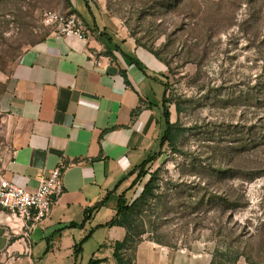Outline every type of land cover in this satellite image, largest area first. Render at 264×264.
<instances>
[{
    "label": "rangeland",
    "instance_id": "rangeland-1",
    "mask_svg": "<svg viewBox=\"0 0 264 264\" xmlns=\"http://www.w3.org/2000/svg\"><path fill=\"white\" fill-rule=\"evenodd\" d=\"M95 1L168 64L171 119L183 130L177 148H160L154 169L169 207L182 206L158 221V234L209 261L216 248L235 247L242 253L237 264H264V0ZM70 6L71 0H0V166L10 146L1 110L8 76L21 55L53 31L46 13ZM202 197L190 214L185 205ZM235 199L242 206L232 212ZM2 210L0 229L7 230L14 221ZM135 210V229L146 231L142 238L153 236L149 202ZM21 256L7 257L0 248V264Z\"/></svg>",
    "mask_w": 264,
    "mask_h": 264
},
{
    "label": "crops",
    "instance_id": "crops-1",
    "mask_svg": "<svg viewBox=\"0 0 264 264\" xmlns=\"http://www.w3.org/2000/svg\"><path fill=\"white\" fill-rule=\"evenodd\" d=\"M70 10L83 20L87 38L52 31L21 55L1 97L10 146L0 177L34 191L65 164V193L50 217L26 236L12 225L0 229L7 257L22 255L8 264H119L116 243L127 229L108 223L135 179L131 171L159 152L167 129V65L124 32L104 4L71 0ZM130 253L133 264L212 262L148 237Z\"/></svg>",
    "mask_w": 264,
    "mask_h": 264
},
{
    "label": "trees",
    "instance_id": "trees-1",
    "mask_svg": "<svg viewBox=\"0 0 264 264\" xmlns=\"http://www.w3.org/2000/svg\"><path fill=\"white\" fill-rule=\"evenodd\" d=\"M70 13L74 12L71 11ZM151 52H153L160 60H162L159 53L155 51ZM164 85L166 90L163 102L165 106L164 116L167 123V129L162 136L160 148L165 146L166 143H168V145H170L172 148H177V141L183 129L179 122L171 121V112L168 106L170 102L168 99L169 85L166 82H164ZM181 110V106L177 104V111L181 112ZM157 154L158 153L149 155V157L140 166L131 171L130 175H135V179L133 180L130 187L121 194L117 215L115 219L108 223V225L124 226L127 229V237L125 238V240L116 243L115 257L119 264H133V253H130V250L134 251L136 245L142 240V235L146 233V231L138 232L135 229L134 213L136 211V207H143L148 202L149 231L150 229H152V232L154 231V235L149 236V238L162 245L172 247L178 246V244L171 243V241L168 240V237H163L164 235H160L157 232L158 221L166 220L167 214L170 212L176 214L179 206H182V204L178 201L174 206L169 207L168 202L170 199H168V197L164 193L160 192L162 180L161 172L160 169H154V164L157 161ZM148 174L150 175L149 181L144 186L140 195L135 199L129 201L127 192L135 190L139 183L143 180V178ZM203 201L204 200L202 197L200 202L196 203V205L194 204V202H191L190 204L185 206L186 208L190 209V214H193L200 208L198 207V205L203 204ZM241 206V203H239V201L235 199V201L230 205V209L232 210V212H234ZM241 256L242 253L240 252L239 248L229 247L225 250L216 248L211 264H237ZM96 263L92 262L91 264Z\"/></svg>",
    "mask_w": 264,
    "mask_h": 264
},
{
    "label": "built area",
    "instance_id": "built-area-1",
    "mask_svg": "<svg viewBox=\"0 0 264 264\" xmlns=\"http://www.w3.org/2000/svg\"><path fill=\"white\" fill-rule=\"evenodd\" d=\"M45 22L53 27L58 36L87 38L83 20L76 13L51 11L46 13ZM97 60V64L101 65ZM65 164L61 162L50 170L48 177L41 179L36 190H29L5 177H0V207L13 218V230L30 233L45 219L50 217L54 205L65 193L63 180Z\"/></svg>",
    "mask_w": 264,
    "mask_h": 264
}]
</instances>
